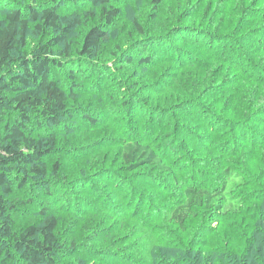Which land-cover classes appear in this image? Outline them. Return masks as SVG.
<instances>
[{
	"label": "rangeland",
	"instance_id": "rangeland-1",
	"mask_svg": "<svg viewBox=\"0 0 264 264\" xmlns=\"http://www.w3.org/2000/svg\"><path fill=\"white\" fill-rule=\"evenodd\" d=\"M51 1L6 0L4 3L0 0V17L5 15L6 6L43 5ZM130 1L132 6L122 8V16L109 28L103 59L74 54L64 66L53 67L51 72V76L66 89L72 83L69 75L75 76L73 83L78 84L75 92L78 93L82 113L97 118V122L92 123L78 113L75 120L68 121L72 129L60 134L61 141L63 136L68 139L63 146L71 156L67 154L63 176H69L65 183L54 186L52 196L41 190L31 192L29 189L20 193L22 197L31 196L35 202L24 204L21 210L18 208L19 225L37 222L43 207H56L57 214L64 220L60 227L62 235L67 230L64 236L66 242L76 237L82 242L79 244L81 249L59 256L61 264H78L79 261L84 264H155V251L159 248L163 255H158V260L161 259L162 264H173L164 255L166 251L184 253L182 246H193L192 241L197 237L201 240H224L225 232L217 231L213 237L212 229L200 237L203 232L200 234L198 231L208 227L200 207L196 208L197 217L187 221L185 231L174 228L168 216L185 200L184 188L216 183L227 149L231 152L237 148L235 152H239L242 147L258 148L254 159L248 158L246 152L241 153L235 167L242 170L239 173L250 180H247L248 183L253 184L251 182L255 180L259 184L264 182L261 177L264 173V114L261 115L263 118L259 117L257 121L237 129V138L228 143L229 146L224 147L225 142H222L226 139L224 129L217 131L222 122L219 117L230 122L225 126V133H229L232 120L245 114L248 106L254 104L256 107L259 101V112L264 113V0H166L157 20L152 19L145 0ZM180 1L179 11L175 10ZM57 2L61 13L80 12L90 6L88 0ZM247 10L248 15H245ZM132 15L140 18L147 35L140 36L133 25ZM176 24H193L199 29L184 30L179 37L175 34L177 39L173 42L168 34L170 26ZM86 31L83 26L74 27L70 35L74 48L79 47ZM160 34H165L167 39L162 37L158 41ZM191 36H199L203 47L214 53L232 48L228 39L233 36L234 50L246 60L241 59L230 66L223 64L213 52L204 53L189 38ZM47 37L46 33L40 35L44 40ZM38 40L39 37L31 32L30 48ZM178 47H183L185 52V56L180 53V57H187L188 64L184 66L180 64ZM128 48L134 50L136 59L152 52L157 54V60L160 56L167 60L154 67L134 63L127 65L119 54ZM192 60L195 63L189 64ZM257 69L262 72L258 73ZM248 71L255 73L253 78H246ZM185 99H192L196 104L190 102L181 111L173 108L174 103ZM129 100H133L134 107L122 104ZM242 108L240 113L238 109ZM132 113L143 115L142 123L135 121ZM151 116L154 125L149 127ZM133 125L140 126L135 128ZM213 127L217 136H212ZM140 130L160 154L165 155L168 164L175 169L176 179L170 173L159 172L155 166L130 169L124 164L121 145L123 141L137 136ZM216 143H219L218 147ZM83 172L88 173L77 175ZM86 175L89 177L84 179ZM249 191L246 187L240 189L237 195L246 194V197ZM132 196L136 198L133 200ZM260 196L244 201L242 211L247 205L255 211L260 210L262 207L257 203ZM69 203L72 204L71 209ZM152 207L155 211L151 214L160 213L161 217L156 225L148 226L146 221L144 228L143 222ZM137 210L142 219L128 216V212ZM242 211L239 214L230 211L221 227L237 225L238 234H241L240 226L244 230L248 223L254 228H261L262 221L248 222ZM95 230L100 233V238L95 237ZM243 230L241 236L246 235ZM250 233L257 235V257H264V232ZM240 247L243 251L248 248L247 245ZM187 255L189 261L185 259L182 264H197L188 252ZM252 264L264 263L260 259Z\"/></svg>",
	"mask_w": 264,
	"mask_h": 264
},
{
	"label": "trees",
	"instance_id": "trees-1",
	"mask_svg": "<svg viewBox=\"0 0 264 264\" xmlns=\"http://www.w3.org/2000/svg\"><path fill=\"white\" fill-rule=\"evenodd\" d=\"M5 1L3 0L4 3ZM88 1L90 6L87 9L74 13L59 12L57 0H52L50 3L43 5L33 3L17 4L12 7L6 6L3 11L5 15L0 17V264H61L59 256L75 251V249H81L82 242L80 243L78 237L76 239L70 238L68 242L64 239L67 230L65 229L64 235H62L60 227L64 220L57 214L59 211L56 207H43L39 211L37 222L21 225L17 222V211L24 204L30 205L35 202L31 196L27 197L28 199L25 196H20L21 192L29 189L31 192L41 190L47 196H52L55 193L54 186L57 187L65 183L69 176H63L68 158L67 154H69L63 144L68 139L63 136V141H61L59 136L72 129L68 121L75 120L76 115L82 113L83 109L79 106L78 93L75 92L78 88V84L73 83L75 76L69 75L72 83L66 89L58 79L51 76L53 67L64 66V63L70 61L69 57L74 54L99 60L103 59L106 52L105 41L109 37V28L122 16V8L127 7L129 9L128 7L132 6L130 0ZM145 1L151 11L152 19L157 20L160 17V9L165 8L166 0ZM181 4V1L178 2L174 9L177 10ZM187 7L188 5L185 8ZM189 10L187 9V11ZM178 11H176L177 15H179ZM245 15H248V10ZM132 16L133 25L140 36L147 35L146 27L142 24L140 18L135 15ZM245 18L244 16L243 20ZM79 26H83L87 31L82 41H80L79 47L74 48L70 35L74 27ZM170 28L168 36L173 39L171 40L173 42L177 39L175 34L179 37L181 36L179 33L184 30L198 31L199 29L193 24H176L170 26ZM31 32L39 37L38 42L32 48L29 45ZM202 32H205V30H202ZM44 33L48 36L46 40L40 38V35ZM257 36L260 37V35ZM162 37L167 39L165 34H160L157 40H161L159 38ZM152 38L149 37V39ZM189 38H192L195 45L200 47L204 53L213 52L203 47L199 36ZM228 40L229 47L232 48H225L224 51L218 53L213 52L214 57L229 66L241 59L246 60L239 57L234 50V46H232L235 41L233 36H230ZM55 48H60V50L56 51ZM178 51V57H180V53L181 56H185L183 47H178ZM156 55L150 52L136 59L134 50L130 48L119 54L127 65L134 63L138 66L150 65L154 67L166 62L167 59L161 58L162 56H160V60H157ZM186 60L187 57L183 59L180 57V64L183 66L185 63L188 64ZM192 63H195V60H192L189 64ZM171 65L176 68L174 64L171 63ZM243 67L249 69V67ZM257 71L258 73L262 72L258 69ZM254 74L253 71H248L246 72V78H253ZM220 95L222 96V94ZM190 102L194 101L192 99L179 100L174 103L173 108L181 111ZM122 104L125 106L129 104L128 106L134 107L133 100ZM132 107L130 108L131 112ZM260 109V101L256 107H254V104L248 106L245 114L237 116V120H232L229 133H225V126L230 122L223 117H219L218 120H222V122L217 131L224 129L223 134L226 135V139L222 141L225 142L224 147L229 146L228 143H232L237 138V129L240 130L262 117L261 115L264 113H260ZM238 110L241 113L243 108ZM82 115L92 123L97 122V118L92 117L89 113L83 112ZM132 116H135V121L138 120L139 124L142 123L143 115L138 116V114L133 115L132 113ZM132 116H130V119H132ZM150 121L152 124L149 127L154 125L153 117ZM213 122V125H215L216 121ZM133 126L138 128L140 125ZM217 131L215 132L213 127L212 136L215 134L217 136ZM141 133L142 130L139 131L137 136L123 141L120 153L124 164L130 169L147 165L155 166L159 172L170 173L176 179L175 169L168 164L165 155L160 154L152 145L151 140H147ZM214 139H217V137ZM218 144L216 143L215 146L218 147ZM236 149L231 151L234 153L227 149L223 155L225 163L221 165V172L216 183L211 186L196 184L184 188L185 200L180 202L168 216L170 224L174 228H177L180 232L185 231V229L187 230V221L190 218L197 217L196 208L200 207L206 216L205 220L208 227L198 231L200 234L203 233L201 236L200 234H197V236L203 237L205 233L209 230L211 232L212 229L214 232L213 237L219 231L225 232L226 238L211 241V239L201 240L197 237L192 241L193 246L189 244L182 246L184 253H168L166 251L164 255L173 264H182L185 259L189 261L187 252L197 264H252L254 260L260 261V259L264 263V257H257L255 250L258 242L257 235L250 233V231L253 233L264 232V182L259 184L255 180L251 182L253 184L248 183V179H245L246 176L239 173L242 170L235 167L237 157L241 153L246 152L248 158L254 159L258 154V151H256L258 148H254V146L242 147V152H235ZM69 155L71 156V154ZM248 161L250 160L248 159ZM86 173H78L77 175ZM260 173L259 175H261ZM261 177L264 179V173ZM259 178L260 176L258 180ZM246 187L250 190L246 197H244L246 194L237 195L240 189ZM256 195H262L257 198V203L262 208L255 211L248 208L249 205H247L242 211L241 205L244 201L255 200ZM132 198L134 200L136 196H132ZM68 207L71 209L72 204L69 203ZM154 211L155 208L153 207L149 210V214L143 222L144 228L146 221L149 226L156 225L160 219V213L151 214ZM230 211L237 214L242 211L243 217L248 222L256 219L262 221L261 228H254L250 223L246 225L244 230L240 226L241 234L242 230L246 234L241 236L236 229L238 228L237 225L229 226V228L226 226L221 227L224 223L223 219L227 217ZM127 214L130 218L142 219L139 210ZM230 231L233 232V235ZM95 232V237L100 238L101 235L98 230H95ZM241 245L243 247L247 245V250H240ZM160 250L162 251L161 248L155 251V264H162L161 259L158 260V255H163ZM78 264L84 263L79 261Z\"/></svg>",
	"mask_w": 264,
	"mask_h": 264
}]
</instances>
